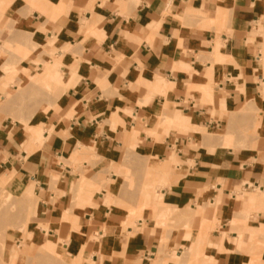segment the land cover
Wrapping results in <instances>:
<instances>
[{"label": "crops", "instance_id": "crops-1", "mask_svg": "<svg viewBox=\"0 0 264 264\" xmlns=\"http://www.w3.org/2000/svg\"><path fill=\"white\" fill-rule=\"evenodd\" d=\"M44 2L63 10L0 0V175L33 187L36 239L80 264H264V0ZM54 58L58 99L2 104ZM160 165L146 206L124 176Z\"/></svg>", "mask_w": 264, "mask_h": 264}, {"label": "rangeland", "instance_id": "rangeland-1", "mask_svg": "<svg viewBox=\"0 0 264 264\" xmlns=\"http://www.w3.org/2000/svg\"><path fill=\"white\" fill-rule=\"evenodd\" d=\"M32 1L34 2L36 1L39 4L37 6H39L42 10L44 11L49 10L53 14L56 13L58 14V12H61L64 6L63 3H60L59 5L52 4L49 6L46 2H44V0H32ZM28 54H29V48L19 47V56H20L19 59L21 60L24 59ZM3 69L6 72H9L11 77L17 74L16 62L5 64ZM58 70H59V66H58V62L55 61V58L54 61L51 63L46 62L45 70H40L34 74L29 73L26 68H22L25 78L24 77L20 78V82L17 86L18 88L14 94H13L14 92L13 88L11 90V94L8 92L5 93L6 96L2 104L5 105L6 100L10 99L11 102L13 103L12 108L17 107L19 110L24 109V107L26 108L25 105L26 89L32 85H36V89H35L36 92L34 94L31 93L27 96L26 98L27 103L28 102L30 103L31 101L35 100L38 96H40L37 92L42 90L48 92L52 99L53 98L58 99L60 97V94L63 92L65 88V87L62 88L60 84L57 82V80H64L62 74ZM10 81L12 82L13 79H10L9 82ZM31 113L32 111H27V110L19 111L18 112L19 116L17 117L21 119L22 117L29 116ZM23 122L27 124L28 120L23 119ZM169 123L171 122L169 121ZM28 130L32 135L41 134V129L37 128L36 126H28ZM136 134L137 133L135 131L134 135ZM171 171H172L171 169L163 165L151 169H149L148 167L146 169L145 174L126 175L124 176V180L127 183V187L131 190L136 188L137 184H140L139 185L140 189L138 191H135V193L138 194L139 199L142 201V204L146 203L147 204L146 206H148L147 200L144 196L146 195V191L158 192L160 194L158 189L168 185L167 184L168 180L162 178V173L170 174ZM84 184L85 181L83 180L81 186H83ZM0 186L3 187V189L0 188V192H1L0 204L4 203L2 202V200L4 201L6 199L7 194L9 195V197H7V200H5L4 203L5 205L1 209V215H0L1 216L0 220L2 221L0 222V235L2 234L0 236V244H2L0 248L4 246V248L2 249L3 251L2 252L0 251V254L2 253L0 255V259H1L0 264H6L7 260H8L7 264L10 262V260L11 263L9 264H34V263L35 264H80L81 263L79 258L75 260L73 257H70L68 254H66L64 249L60 247L59 241L58 242L50 241L47 243L41 241L39 242L36 239V237L33 238L26 235L25 232H34V230L32 228H29L28 226L29 216L31 213L34 212V203H35V196L33 193L32 186H25L23 183L13 179L12 175L10 174L0 175ZM102 186H104V184H102ZM6 213L9 215H7ZM167 214L169 215L171 213L162 210L160 213H158L157 218L164 219ZM10 229L11 231H15V232H11V231L9 232ZM3 233H6L5 236H3L4 235ZM1 241L4 243H2ZM20 243H22L21 246H18V244ZM42 247H44L45 250H48L50 254L54 255V257H49L48 255L40 254ZM31 253H33V255L35 256L34 259H31ZM173 256L177 257L176 254H173ZM200 257H202V255L196 254L193 256V259H197Z\"/></svg>", "mask_w": 264, "mask_h": 264}, {"label": "bare ground", "instance_id": "bare-ground-1", "mask_svg": "<svg viewBox=\"0 0 264 264\" xmlns=\"http://www.w3.org/2000/svg\"><path fill=\"white\" fill-rule=\"evenodd\" d=\"M22 96V95H21ZM16 97V96H15ZM13 98V97H12ZM4 106H6V108L7 107H10L11 109H12V106H13V103L11 102V100L10 99H7L6 100V102H5V105ZM10 110V109H9ZM7 115V114H6ZM54 181H56V180H54ZM0 188H2L3 189V187L2 186H0ZM55 190V189H54ZM2 191V190H1ZM1 193V192H0ZM4 195H5V193H4ZM2 196H3V194H2ZM5 197V196H4ZM7 197H9V195L7 194V196H6V199L5 200H7ZM5 200L3 201L2 200V202H4L5 203ZM4 203H1L0 204V215H1V209L3 208V206L5 205ZM8 205V204H7ZM10 205V204H9ZM11 209V208H10ZM9 210V209H8ZM7 214V213H6ZM7 215H9V214H7ZM1 217V216H0ZM4 218V217H3ZM0 222H2L1 220H0ZM14 226V225H13ZM7 228V227H6ZM9 229V228H8ZM7 229V230H8ZM18 230V229H17ZM2 231V230H1ZM11 231V229L9 230V232ZM11 232H15V231H11ZM7 233V232H6ZM6 233H3L4 235L3 236H5V234ZM26 233V235H28L29 237H33V238H35V235L34 234H31V233H34V232H25ZM2 235V234H1ZM0 235V236H1ZM27 236V237H28ZM4 240V239H3ZM2 242V241H1ZM2 243H4V242H2ZM21 244L22 243H20V244H18V246H21ZM2 244H0V246H1ZM42 245V244H41ZM47 245V244H46ZM17 246V245H16ZM26 246V245H25ZM24 246V247H25ZM48 246V245H47ZM4 248V246L3 247H1L0 248V251L2 252L3 249ZM9 251V250H8ZM22 252V251H21ZM16 253V252H15ZM18 253H19V251H18ZM37 253V252H36ZM159 253H160V251H159ZM2 254V253H1ZM0 254V255H1ZM21 254V253H20ZM29 254V253H28ZM40 254H42V255H48L49 257H54V255H52V254H50L49 252H48V250H45V248L44 247H42V250L40 251ZM161 254H162V252H161ZM30 255V254H29ZM15 256H16V254H15ZM164 256V255H163ZM2 257V256H1ZM35 258V256L33 255V253H31V259H34ZM8 259V258H7ZM158 259V258H157ZM157 259H156V261H157ZM1 260V259H0ZM17 260V259H16ZM8 261V260H7ZM7 261H6V264H7ZM37 261H38V258H37ZM155 261V262H156ZM56 262V261H55ZM9 263H11V260H10V262ZM8 263V264H9ZM34 263V262H33ZM35 264V263H34Z\"/></svg>", "mask_w": 264, "mask_h": 264}]
</instances>
